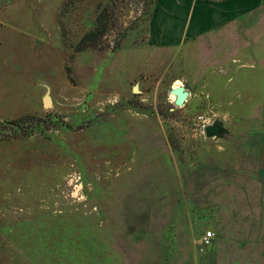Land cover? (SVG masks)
Masks as SVG:
<instances>
[{
	"label": "rangeland",
	"instance_id": "rangeland-1",
	"mask_svg": "<svg viewBox=\"0 0 264 264\" xmlns=\"http://www.w3.org/2000/svg\"><path fill=\"white\" fill-rule=\"evenodd\" d=\"M155 3L0 0V264H264V16L163 51Z\"/></svg>",
	"mask_w": 264,
	"mask_h": 264
},
{
	"label": "crops",
	"instance_id": "crops-1",
	"mask_svg": "<svg viewBox=\"0 0 264 264\" xmlns=\"http://www.w3.org/2000/svg\"><path fill=\"white\" fill-rule=\"evenodd\" d=\"M260 8V0H156L148 23L149 44L174 51L205 38L211 40L209 48H216L212 43L217 36L252 43L250 34L259 29L264 16ZM240 47L254 48L252 44Z\"/></svg>",
	"mask_w": 264,
	"mask_h": 264
},
{
	"label": "water",
	"instance_id": "water-1",
	"mask_svg": "<svg viewBox=\"0 0 264 264\" xmlns=\"http://www.w3.org/2000/svg\"><path fill=\"white\" fill-rule=\"evenodd\" d=\"M133 92H137L136 87L133 88ZM170 92L175 96L173 102L178 107L183 106L189 95V92L183 85L171 88ZM42 105L43 107H49L52 105L48 90L42 98ZM203 133L206 138L219 140L225 139L230 134V130L225 126L222 120L215 119L211 124L204 126Z\"/></svg>",
	"mask_w": 264,
	"mask_h": 264
},
{
	"label": "built area",
	"instance_id": "built-area-1",
	"mask_svg": "<svg viewBox=\"0 0 264 264\" xmlns=\"http://www.w3.org/2000/svg\"><path fill=\"white\" fill-rule=\"evenodd\" d=\"M214 233L210 230L204 231L199 238L197 249L200 253L204 252V250L211 244L213 240Z\"/></svg>",
	"mask_w": 264,
	"mask_h": 264
},
{
	"label": "bare ground",
	"instance_id": "bare-ground-1",
	"mask_svg": "<svg viewBox=\"0 0 264 264\" xmlns=\"http://www.w3.org/2000/svg\"><path fill=\"white\" fill-rule=\"evenodd\" d=\"M180 85H181L180 81H175L173 83V85H172V88L177 87V86H180ZM170 99L171 100H174V95L172 93H170Z\"/></svg>",
	"mask_w": 264,
	"mask_h": 264
}]
</instances>
